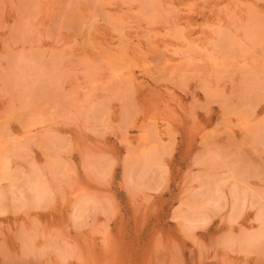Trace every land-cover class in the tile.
<instances>
[{
  "label": "rangeland",
  "instance_id": "obj_1",
  "mask_svg": "<svg viewBox=\"0 0 264 264\" xmlns=\"http://www.w3.org/2000/svg\"><path fill=\"white\" fill-rule=\"evenodd\" d=\"M0 264H264V0H0Z\"/></svg>",
  "mask_w": 264,
  "mask_h": 264
},
{
  "label": "bare ground",
  "instance_id": "obj_2",
  "mask_svg": "<svg viewBox=\"0 0 264 264\" xmlns=\"http://www.w3.org/2000/svg\"><path fill=\"white\" fill-rule=\"evenodd\" d=\"M40 186V185H39ZM40 192V191H39Z\"/></svg>",
  "mask_w": 264,
  "mask_h": 264
}]
</instances>
